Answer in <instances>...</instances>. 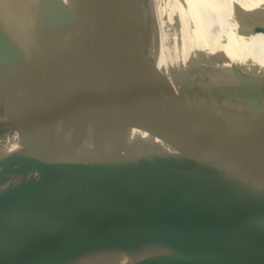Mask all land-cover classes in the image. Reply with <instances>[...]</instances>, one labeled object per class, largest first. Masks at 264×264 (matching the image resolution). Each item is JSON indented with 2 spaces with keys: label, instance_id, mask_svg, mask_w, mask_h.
Here are the masks:
<instances>
[{
  "label": "bare ground",
  "instance_id": "bare-ground-1",
  "mask_svg": "<svg viewBox=\"0 0 264 264\" xmlns=\"http://www.w3.org/2000/svg\"><path fill=\"white\" fill-rule=\"evenodd\" d=\"M23 1L2 0L0 24L9 15H16ZM42 1L19 48L39 52L45 101L63 118L69 134L84 137L97 152L99 144L83 133L98 137L107 146L133 151L188 173L182 155L163 153L170 146V131L190 126L215 110H191L164 122L145 120L123 127L108 115L110 134L118 133L116 138L123 135L122 145L78 128L80 117L75 111L82 116L86 112L81 99L99 112L107 106L144 107L145 111L155 108L153 103L172 97L204 99L264 80V8L256 0ZM86 22L97 27L96 45L84 40ZM6 94L7 89L0 93V99ZM124 100L125 104L119 103ZM250 102L262 104L264 97L228 108ZM62 103L68 106L64 113ZM99 112L84 115L94 128L104 121ZM176 124L180 126L176 128ZM99 156L105 159L103 154ZM53 160L24 131L12 105L0 108V189L40 175ZM215 243L224 241L199 226L125 210L108 201L81 203L2 264H132L153 255Z\"/></svg>",
  "mask_w": 264,
  "mask_h": 264
},
{
  "label": "water",
  "instance_id": "water-1",
  "mask_svg": "<svg viewBox=\"0 0 264 264\" xmlns=\"http://www.w3.org/2000/svg\"><path fill=\"white\" fill-rule=\"evenodd\" d=\"M42 3L25 0L16 15L0 24V93L7 89L4 96L24 131L61 167L0 189V264L62 214L93 197H105L125 210L205 228L224 241L132 264H264V173L228 172L184 155L171 136L186 131L171 130L169 139L184 157L188 173L83 133L99 144L102 151L97 152L66 131L63 118L44 99L39 52L19 48L39 12L36 6ZM229 90L174 109L162 105L143 112L129 109L137 113L131 116L109 111V117L123 127L145 120L160 123L191 110L227 109L264 97V80ZM218 132L209 134L216 140L222 138ZM236 144L244 146L246 140Z\"/></svg>",
  "mask_w": 264,
  "mask_h": 264
},
{
  "label": "rangeland",
  "instance_id": "rangeland-1",
  "mask_svg": "<svg viewBox=\"0 0 264 264\" xmlns=\"http://www.w3.org/2000/svg\"><path fill=\"white\" fill-rule=\"evenodd\" d=\"M256 2L264 8V0H256ZM94 26L92 25L91 27L89 26V23L86 22L82 29V31L84 30V40L90 45L97 44L95 38L97 27ZM229 88L230 87H226L225 89ZM1 89L2 87L0 83V90ZM133 91L143 92L141 88H133ZM200 99L201 98L192 97H172L163 102L153 103L152 107L163 104H176L180 107L185 103H191L192 101H198ZM126 100L119 103L125 104ZM80 103L81 108H85L86 110L84 115L86 113H92V110L96 113L99 112L98 109L89 108L87 100L81 99ZM9 105L10 102L8 96H3L0 99V108L4 109L9 107ZM64 105L65 108L68 109L67 104ZM129 109L136 110V112L144 111V107L125 109L121 106L120 108H117V106H107L103 109V112L100 111L98 113L104 114V121L100 127L96 128H94V124L85 120L86 117L84 115L82 116L80 111H78L79 113L75 111V113H77L80 117V121L77 126L79 125L78 128H82V130L89 133L90 131H93L95 136L101 135L100 137H105L106 140L112 139L113 141L122 142L121 144L125 145L123 140L124 137H122L123 135L116 138V135H119L118 133L113 131V133L110 134L111 123L108 120V115L109 111H116L130 116L137 115L136 112ZM195 130L199 131L198 135H196ZM211 131H219L218 133H220L219 135L222 138L216 140L211 138V134H209ZM260 133L264 134V102L262 104L250 102L240 107L234 106L233 108L219 109L211 113L203 120H200L199 123L190 127L185 133L171 136V138L180 152L184 153V155L188 157L200 161L201 163L212 165L228 172H249L258 174L264 173V137L262 136L261 140L258 139V135ZM110 135L112 138H109ZM244 136L246 145H237L236 141H241L242 139L244 140ZM82 138L84 139V137H80V139ZM229 140L231 141L230 143L228 142ZM178 150H175L173 146H169V148L166 151H163V153L166 155H174V153H177ZM58 167H61V163L54 159L45 171L56 169ZM31 169L29 171H31ZM29 171L27 170L23 177H27ZM104 201L108 200L105 197H93L83 203L93 205Z\"/></svg>",
  "mask_w": 264,
  "mask_h": 264
},
{
  "label": "crops",
  "instance_id": "crops-1",
  "mask_svg": "<svg viewBox=\"0 0 264 264\" xmlns=\"http://www.w3.org/2000/svg\"><path fill=\"white\" fill-rule=\"evenodd\" d=\"M200 120L201 119H199L196 122L192 123L190 126H186L185 128H182L183 126L180 127V128H178L177 131H175V133L177 134V133H183V132H185L189 127L197 124ZM198 132H199L198 130H195L196 135H198ZM244 140H245V136H244ZM169 145L170 146H173L175 148V150H177L176 147H175V145L173 144V142L171 140H170ZM177 152L181 155V153L179 151H177Z\"/></svg>",
  "mask_w": 264,
  "mask_h": 264
}]
</instances>
